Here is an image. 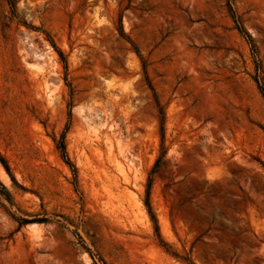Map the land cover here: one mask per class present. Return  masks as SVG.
<instances>
[{
  "label": "rangeland",
  "instance_id": "374dc122",
  "mask_svg": "<svg viewBox=\"0 0 264 264\" xmlns=\"http://www.w3.org/2000/svg\"><path fill=\"white\" fill-rule=\"evenodd\" d=\"M261 85L264 0H0V264H264Z\"/></svg>",
  "mask_w": 264,
  "mask_h": 264
},
{
  "label": "trees",
  "instance_id": "16d2710c",
  "mask_svg": "<svg viewBox=\"0 0 264 264\" xmlns=\"http://www.w3.org/2000/svg\"><path fill=\"white\" fill-rule=\"evenodd\" d=\"M11 4V3H10ZM260 89H261V92L263 93V95H264V86L263 85H261L260 86ZM0 162L3 164V166L5 167V169L7 170V166L4 164V162H3V160L2 159H0ZM146 203V206L149 208V205H148V195L146 194V201H145ZM151 217H152V219L154 220V222H155V219H154V217H153V214L151 215ZM26 222H39V219L38 220H28V221H26Z\"/></svg>",
  "mask_w": 264,
  "mask_h": 264
}]
</instances>
